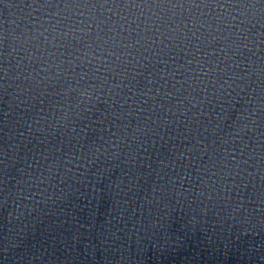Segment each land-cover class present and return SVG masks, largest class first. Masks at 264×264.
<instances>
[{
  "label": "water",
  "instance_id": "obj_1",
  "mask_svg": "<svg viewBox=\"0 0 264 264\" xmlns=\"http://www.w3.org/2000/svg\"><path fill=\"white\" fill-rule=\"evenodd\" d=\"M0 264H264V0H0Z\"/></svg>",
  "mask_w": 264,
  "mask_h": 264
}]
</instances>
